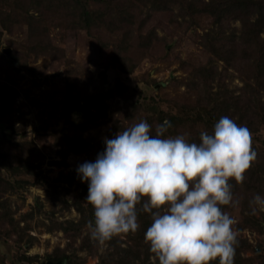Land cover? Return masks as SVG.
<instances>
[{
    "label": "rangeland",
    "instance_id": "374dc122",
    "mask_svg": "<svg viewBox=\"0 0 264 264\" xmlns=\"http://www.w3.org/2000/svg\"><path fill=\"white\" fill-rule=\"evenodd\" d=\"M135 15L125 57L117 56L113 44L101 46L86 30L65 27L39 29L47 51L33 52L31 27L18 24L8 33L0 23V55L7 56L8 49L20 70L1 65L0 57V123L11 136V141L0 140V153L7 156L1 167L12 184L0 188V264H44L64 254L75 264L112 260L118 250L133 244L131 235L114 236L104 245L90 238L83 214L91 208L88 184L80 179L78 166L97 158L106 147L105 138L142 119H156L159 111L175 112L177 105L202 97L203 91L228 100L242 97V105L252 97L241 72L204 47L207 34L239 38L240 21L184 17L176 5L160 10L148 5ZM53 19L46 16V21ZM140 33L152 41H140ZM74 99L80 106L69 110ZM88 100L96 105L88 107ZM76 110L80 112L74 121L70 115ZM238 117L233 120L239 122ZM177 134L187 135L181 130L167 133ZM251 134L257 159L254 174L247 171L245 177L252 189L241 183L234 192L238 206L226 211L237 221L238 237L256 248L264 247V235L248 219L264 223V211L252 214L249 200L264 195V125ZM256 255L253 249L245 254L253 264H262L264 255ZM130 259V264L156 262L155 257L147 262Z\"/></svg>",
    "mask_w": 264,
    "mask_h": 264
},
{
    "label": "clouds",
    "instance_id": "9594fccd",
    "mask_svg": "<svg viewBox=\"0 0 264 264\" xmlns=\"http://www.w3.org/2000/svg\"><path fill=\"white\" fill-rule=\"evenodd\" d=\"M171 121L155 126L140 120L105 138V149L77 172L88 184L94 207L90 238L104 245L136 232L139 209L151 214L144 233L159 264H233L239 229L223 206H238L230 181H243L257 159L252 134L222 116L199 142L167 135ZM252 214L264 211V195L249 200Z\"/></svg>",
    "mask_w": 264,
    "mask_h": 264
},
{
    "label": "trees",
    "instance_id": "16d2710c",
    "mask_svg": "<svg viewBox=\"0 0 264 264\" xmlns=\"http://www.w3.org/2000/svg\"><path fill=\"white\" fill-rule=\"evenodd\" d=\"M148 5H151L154 10L176 5L182 11L181 16H207L218 23H224L231 17L240 21L242 24L240 39L226 38L223 32L212 37L207 34L204 39V47L213 55L233 64L246 80V93L250 90L252 92L248 104L242 105L244 103L242 97H231L228 100L227 97L222 98L224 95L203 91L202 97L198 96L194 100L189 97L187 102L177 105L175 112L159 111L156 119L148 120L149 124L153 126L155 123H162L168 119L172 125L168 132L185 131L186 139L199 142L202 130L211 132L215 122L220 117L234 110L233 115H229L230 118L234 119L235 116H239L240 121L236 122L237 124L246 125L251 133L258 132L264 125V0H0V23L8 33L12 32L14 26L18 24L23 23L31 27L29 38L34 44L33 52L42 54L47 51L44 43H42L43 39L39 35V29L43 28L42 31L45 32L55 27H65L86 30L89 34L99 38L101 46L108 47V44H113L111 46L117 51V56L125 57L127 54L123 53L128 52L129 40L132 38L130 26L134 25L138 19L135 11ZM32 10H35L37 15L32 13ZM48 14L55 19L51 22L46 21ZM121 32L124 34L120 36ZM139 37L140 41L142 39L152 41V37H146L142 33ZM238 39L240 41H237ZM0 57H2L1 65L5 67L9 65L16 72L20 71L14 60L3 54ZM112 68L118 69L115 66ZM161 89L163 88L161 87ZM4 95L2 100L6 98ZM76 105L80 106V102L74 99L67 105V108L70 110ZM95 105L92 100H88V107ZM238 105L239 107H236ZM134 106L138 107L137 105ZM77 112L80 111L76 110L70 115L74 121ZM6 132V128L0 123V140L11 141V136ZM6 157L0 153V188L3 183L12 186L10 180L7 181L3 177L4 169L1 165L5 164ZM252 165L255 164L252 163ZM252 165L248 171L254 174ZM246 179L245 177V181L239 183L235 180L230 181L233 192L235 189L241 188V183L243 186L252 189V184ZM261 181L260 188L264 189ZM256 184L259 185V182ZM229 206H223L224 210L226 211ZM83 214L85 222L94 221V207L92 205L90 210ZM137 222L138 230L134 233L131 231L127 233V235H131L133 244L126 249L118 250L116 254L112 255V260L103 259L99 264H130L132 261L130 258L147 262L151 257H155L149 251L150 245L144 239V233L150 226L152 217L150 213L140 210L139 205ZM248 222L264 235L263 222L255 218L253 220L249 218ZM237 239L233 264H253L254 259L245 256L246 252L252 249L257 251V258L264 255L262 245L254 248L248 240L239 237ZM116 256L118 257L116 258ZM49 262L53 264H75L73 257L66 254L50 257L48 262L44 264ZM154 264H159L157 258ZM213 264H219V261L216 260Z\"/></svg>",
    "mask_w": 264,
    "mask_h": 264
},
{
    "label": "water",
    "instance_id": "95a60500",
    "mask_svg": "<svg viewBox=\"0 0 264 264\" xmlns=\"http://www.w3.org/2000/svg\"><path fill=\"white\" fill-rule=\"evenodd\" d=\"M4 52L6 53L7 57H9V58L12 57V56H11V53L9 52L8 49H6ZM48 264H53V263L49 262ZM58 264H60V263H58Z\"/></svg>",
    "mask_w": 264,
    "mask_h": 264
}]
</instances>
